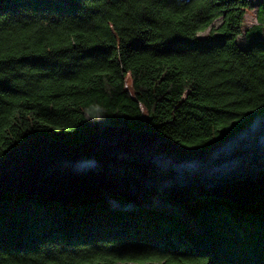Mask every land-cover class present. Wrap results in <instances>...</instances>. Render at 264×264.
<instances>
[{
    "label": "trees",
    "instance_id": "16d2710c",
    "mask_svg": "<svg viewBox=\"0 0 264 264\" xmlns=\"http://www.w3.org/2000/svg\"><path fill=\"white\" fill-rule=\"evenodd\" d=\"M0 0V160L103 125L206 149L264 116V0ZM207 32L201 39L198 34ZM0 264H264L255 203L0 193Z\"/></svg>",
    "mask_w": 264,
    "mask_h": 264
},
{
    "label": "water",
    "instance_id": "95a60500",
    "mask_svg": "<svg viewBox=\"0 0 264 264\" xmlns=\"http://www.w3.org/2000/svg\"><path fill=\"white\" fill-rule=\"evenodd\" d=\"M2 192L61 203L103 194L255 203L264 192V116L206 149L125 125H103L78 145L36 136L0 160Z\"/></svg>",
    "mask_w": 264,
    "mask_h": 264
},
{
    "label": "rangeland",
    "instance_id": "374dc122",
    "mask_svg": "<svg viewBox=\"0 0 264 264\" xmlns=\"http://www.w3.org/2000/svg\"><path fill=\"white\" fill-rule=\"evenodd\" d=\"M251 2H252V8L244 16V21H243V24H242V27H241L242 33H241V35H239L237 37V40H236L237 43L239 44V46H241V47L245 46V44H243L244 41H245L244 40L245 37H244V34H243L244 30L246 28H249L250 26L254 25L255 22H256V11H257V7H258V4H259V0H251ZM206 34H207V32H201V33L198 34V36L201 39H203L206 36Z\"/></svg>",
    "mask_w": 264,
    "mask_h": 264
},
{
    "label": "snow or ice",
    "instance_id": "6c2138e0",
    "mask_svg": "<svg viewBox=\"0 0 264 264\" xmlns=\"http://www.w3.org/2000/svg\"><path fill=\"white\" fill-rule=\"evenodd\" d=\"M259 43H260L261 45H264V37H261V38H260Z\"/></svg>",
    "mask_w": 264,
    "mask_h": 264
}]
</instances>
